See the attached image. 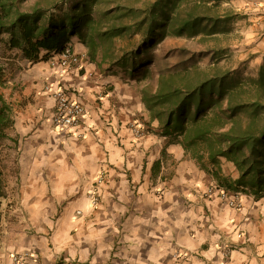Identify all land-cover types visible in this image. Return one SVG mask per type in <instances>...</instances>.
Segmentation results:
<instances>
[{
	"label": "crops",
	"instance_id": "0c3cea01",
	"mask_svg": "<svg viewBox=\"0 0 264 264\" xmlns=\"http://www.w3.org/2000/svg\"><path fill=\"white\" fill-rule=\"evenodd\" d=\"M226 4L242 17L234 51L249 56L257 71L264 63V0ZM73 46L84 56L82 68L61 80L87 117L71 134L49 132L54 101L44 87L57 77L47 59L11 73L13 128L29 137V183L42 193L28 194L27 225L2 231L4 264L25 252L38 255L28 264H264V197L245 194L235 210L207 196L212 184H235L234 165L186 152L163 133L122 73L98 55L90 60L81 44ZM136 123L145 127L142 139L133 136ZM101 171L106 180L93 207L89 192Z\"/></svg>",
	"mask_w": 264,
	"mask_h": 264
},
{
	"label": "trees",
	"instance_id": "16d2710c",
	"mask_svg": "<svg viewBox=\"0 0 264 264\" xmlns=\"http://www.w3.org/2000/svg\"><path fill=\"white\" fill-rule=\"evenodd\" d=\"M27 1L0 0V42L27 61L63 51L76 36L90 60L100 55L120 70L141 68L147 74L152 70L141 56L157 38H215L229 31L236 16L233 8L223 7L230 0H73L63 13L53 8L56 2L38 0L26 9ZM140 94L163 133L186 152L198 160L225 158L234 164L239 177L227 189L264 197V63L255 77H237L217 65L162 73L153 90ZM12 114L0 93V142L9 138ZM4 198L0 169V206Z\"/></svg>",
	"mask_w": 264,
	"mask_h": 264
},
{
	"label": "rangeland",
	"instance_id": "374dc122",
	"mask_svg": "<svg viewBox=\"0 0 264 264\" xmlns=\"http://www.w3.org/2000/svg\"><path fill=\"white\" fill-rule=\"evenodd\" d=\"M36 1L38 0H28L25 8H31ZM50 1L53 3L56 2L53 8L57 10V13H63L75 3L73 0H69L70 2L67 4L63 3V0ZM223 7L225 9L232 8L226 3L223 4ZM234 11L236 16L229 24V31L225 34L215 36V38L211 37L205 40L172 36L157 38L148 49V54L141 56L145 67L152 70L151 74L145 73L141 68L134 72L130 70L126 72L114 66L113 69L122 73L123 78L132 86H135L139 93H143L144 90H148V92L153 90L158 75L162 73H178L186 69L191 70L194 67L206 69L212 65H217L222 69L230 70L237 77H255L259 69L254 71V69L252 70L250 68L249 56L241 57L234 51V47L240 44L243 36L241 34L242 25L240 24L242 17L235 9ZM75 43L85 47L76 36L72 37L68 46L73 49ZM116 44L120 46V43ZM118 53L116 51L113 55L117 56ZM45 57L48 59V56ZM27 62L22 52L16 49H8L3 42H0V93L4 97H7V99L10 100V96L14 92L12 85L9 83L12 79L11 73L14 70L13 68H16L19 72L23 71L27 68ZM44 90L46 91L45 87ZM9 100L7 102L12 106V115L14 117L15 103L13 104L12 100ZM160 107L158 105L154 110L159 111L161 109ZM7 133L9 138L7 137L0 142V169L6 191V198L2 200L0 206V236L3 235V230H6L8 234L12 232L9 231L11 229L9 225L17 223L27 225L29 223L30 217H27L25 209L33 201L30 197L28 198V194L37 192V190L42 193V189L37 188L38 185L29 183V177L32 172V168L30 167L32 157L28 152L29 137L27 135L23 137L17 135L13 126L7 129ZM26 174L27 178L25 177ZM232 191H242V189L238 188ZM242 192L249 194L244 191ZM46 195H50L49 191L46 192ZM41 204L47 206L44 200L41 201Z\"/></svg>",
	"mask_w": 264,
	"mask_h": 264
},
{
	"label": "built area",
	"instance_id": "2783aa9c",
	"mask_svg": "<svg viewBox=\"0 0 264 264\" xmlns=\"http://www.w3.org/2000/svg\"><path fill=\"white\" fill-rule=\"evenodd\" d=\"M84 56L75 52L70 46L63 51L52 52L48 56L49 66L53 70V74L57 77L55 82H47L46 92L53 98V112L49 117L50 133L53 135H67L73 133L87 117V109L82 102L68 91L62 84V78L68 72L78 71L82 68ZM131 130L135 139H142L145 134V127L139 124H133ZM106 180L105 171H101L94 180V187L89 192L91 205L98 206L100 202L98 188L104 184ZM207 196L217 195L221 202L235 210L243 207V199L245 193L242 191H232L223 186L212 184L206 191ZM188 254L181 253L179 257ZM12 264H28L29 262H37L38 255L36 253H23L11 255ZM0 264L4 262L0 259Z\"/></svg>",
	"mask_w": 264,
	"mask_h": 264
}]
</instances>
